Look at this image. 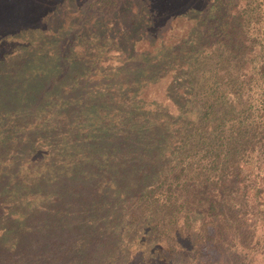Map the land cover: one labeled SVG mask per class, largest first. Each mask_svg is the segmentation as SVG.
I'll return each mask as SVG.
<instances>
[{"label":"trees","instance_id":"obj_1","mask_svg":"<svg viewBox=\"0 0 264 264\" xmlns=\"http://www.w3.org/2000/svg\"><path fill=\"white\" fill-rule=\"evenodd\" d=\"M205 1L163 0L159 5L156 4L157 7L155 6L153 13H160L163 9V11L170 10V14L171 12L185 14L186 10L189 11V7L192 9L194 4V6L197 5L196 10L202 9L205 12L202 20L207 25L211 24L215 29L214 22L206 18L213 5L211 4L210 7L205 8L203 6ZM226 1L228 2L227 7L230 9L234 7L235 9L227 11L228 16L220 22L219 29L215 32V35L218 32L223 34H218L216 37H219L220 43H224L225 46L217 45L213 49L209 43L210 37L207 39L204 37L200 42L197 41L192 44L193 39L191 38H187V40L184 37L169 39L168 33H162V35L156 33V36H151H155L153 44H166L165 46L171 48L168 53L154 57L159 62V66L162 63H171L168 67H163L157 73L156 78L148 81L146 79L137 89L142 91L146 82L152 84L158 80V82L161 81V84L167 86L168 82L172 81L174 88L182 89L184 93L182 90H179V92L188 96H184L185 102L191 96L198 94L203 96L201 99L198 98V102L191 97L189 103L185 105V108L188 107L185 110L188 112L187 118L183 120V124L187 125L185 133L176 138H169L170 142L166 141L167 134L157 133L156 130L163 128V126L162 123L155 120L154 114L151 116L149 114H147L148 116L139 115L136 120L122 126H119L121 123L118 124L119 120L116 121V119L113 125H110L107 121H102L104 127L100 129L105 128L108 131H103L100 141L97 139L91 141L93 135L86 133L87 125L85 121L87 123H92V121H87L85 114L82 113L81 119H76L75 114H68V117H56L57 113H61L58 112L61 104L56 106L55 98L53 101L50 98L39 97L38 103H47L49 110L33 119L32 116H35V114L29 111L30 107L28 103L26 105L25 103L30 96L35 99L41 82L47 76L45 70L41 67L51 69L55 66L60 68L61 59L69 63L71 58L65 51H61L59 43L55 39L50 41L48 52L41 51L42 57H39L40 54L32 56L35 59L29 64L28 61L25 62L26 53L13 54L11 51L4 50L2 43L7 40L10 30L6 29L1 34L3 38H0V177L3 179L4 175L7 174L5 181H2L0 185V218L5 219L0 220V232L5 234L0 235L1 237L8 238L12 236L11 241H16L20 238L22 240L27 235V237L33 236L32 232L31 234L26 233L30 229L29 218L35 216L36 213H42V216L47 217L52 216L53 213L56 215L55 217H63L62 219L74 217V227H68L70 233H66L65 236L75 241L76 245L74 247L76 249L86 251L90 246L96 247L92 245V243H95L98 247H102V251L106 252L107 255H116L124 251L116 246L117 241H125L126 244L129 239H136L133 235H137L139 231L137 225L142 223L141 219L144 218L145 211H151L150 224L167 233L166 228L170 224L167 219L170 221V215L173 216L174 212L182 209L192 210V207L195 206L194 202L187 203V207L185 197L188 195L189 184L193 185L195 183L194 173L198 169L195 165L206 157L208 159L204 163V194L202 197H197V201L204 200L206 202V210L216 213L218 210L221 211L219 209L220 203H226L233 214H236L233 216L232 223L235 222L240 225H243L246 220L244 217L246 213H242L245 212V206L247 209L248 203L255 201L261 212H264V180L261 186L254 190L253 195H250L251 198L248 199L243 192V186L247 182L241 181L246 178L247 173L238 164V160H245L251 153H255L259 155L264 167V34L256 33L253 36L254 38H248L252 34L249 28L251 14L242 9L241 6L247 7L250 0ZM260 3H263V12L257 11L254 14L259 16H255V19H259L262 28L264 27V0H261ZM18 6L19 3L16 2L9 3L7 6L0 5V8H3L0 9V15L4 17L6 26L11 25V22H15L10 17L13 18L12 15L15 12H20ZM163 11L157 15L150 14L151 17L144 20L142 28L145 25L146 28L141 31L143 34L141 39L146 38L149 34V31L146 30L148 24L153 25L155 23L154 19L158 20L157 17L162 16ZM34 14H37L34 9L23 12L19 20L35 21L38 17H35ZM19 20L21 26L23 22ZM112 28L115 30L114 26L108 22L106 26L107 33ZM171 28L172 25L167 23L166 32H170ZM194 28L195 25L193 26L192 23L185 36L188 37ZM48 31H50L49 28ZM228 31L233 33L232 35L237 34L240 37L239 41L234 42L235 47L233 49L227 48V39L231 37H229ZM242 31L245 33L241 34ZM197 34L199 33L197 32ZM120 37L121 34L118 33L116 38ZM113 40L115 39H112V43L116 45L114 48L117 50L121 46H118V43ZM179 44L185 45V59H181L178 56V51L173 50ZM30 46L26 47L25 50H30ZM151 48L152 45L148 47V49ZM150 53L158 54V51L148 50V54ZM71 57L73 58L71 66L79 63L77 56ZM248 59L250 62L254 61L253 65L248 66L250 64ZM202 60L209 64L206 66V70H211L213 77L208 84L197 89L196 78L198 75L202 76L205 71L203 69L199 70L198 64ZM27 66L31 67L26 69ZM182 66L185 73L184 80L173 82L178 77V72H175V69L180 71ZM152 70L153 67L147 63L140 67V72L148 75ZM138 71L137 69L134 72ZM251 81H255L258 88V94L254 101L248 99L246 93L242 94V88L249 86L248 83ZM200 82H202L201 79L198 83ZM39 83L40 85H38ZM141 91H139L140 94ZM238 95H242L240 100L236 98ZM147 100L149 101L147 104L150 105L158 99L154 97L152 101L149 98ZM165 101L168 102V105L164 103L163 106L166 112L170 111L168 108H171V110L178 109L179 106L177 105L181 102L180 99L175 100L169 94H166L162 103ZM141 105L143 106L141 109L145 110L146 106L142 102ZM63 106L68 107L66 104ZM158 118L163 120L162 117ZM163 123L172 126L169 120ZM45 125L52 126L51 129L55 131V135L47 138L55 140L56 151L60 148L59 153L64 152L70 155L77 149V152H74L73 157H71L73 163L65 168L67 175L64 180H67L66 186H68L69 181L70 184L66 190L60 193L59 191L50 193L44 171L42 169L38 170L40 166L46 168L45 166L50 165L49 163L56 165L60 160L57 159L59 157L57 152L49 154L47 152L49 149L41 148L42 135H45L46 132V129H43ZM60 127L65 129L61 131ZM57 130H59L58 133H56ZM61 142H64V144ZM85 142L88 143L85 145ZM166 142H169L171 146L173 145L170 148L169 156L172 153L173 155L164 159L162 158L164 153L162 150L158 152V149L163 147ZM139 144H141V147ZM80 147L85 149L86 159V168H83L82 172L76 170ZM220 147L222 148L221 152ZM108 150L114 151V158L99 156L105 154ZM236 153L238 154L236 155ZM136 164L140 165L141 174L134 179L131 173L132 170H135L133 166L136 167ZM114 166H117V168L115 169ZM12 167L20 170L21 173L19 172L15 176V172L10 171ZM30 168L33 169L34 174L31 173ZM103 172L105 174L102 177ZM109 172L113 175L110 176ZM120 172L125 174V177L116 184L113 177L119 176ZM96 175L97 177H95ZM92 177H94V184L91 190L89 193L81 195L84 190L76 185L78 182L79 184H89L93 180ZM139 184H143L145 190H140ZM233 185L235 187L232 188ZM241 185L242 188H240ZM213 190L216 194L212 193L211 196H219L218 204H216V200H207V193ZM78 195H81L80 200L79 198L75 199ZM126 195L131 200L134 199L131 204L126 205L125 200L128 198ZM136 200L141 201L138 204L139 211L137 212L131 209L132 207L129 208L130 205L133 206V204L138 203ZM116 205L120 207L118 208ZM135 222L136 228L134 226ZM49 225H44L43 232L47 233H43V236L54 240L50 254L55 255L57 251L64 247L61 244L64 235L54 233V227ZM141 225L146 227L145 222ZM60 226L64 227L62 224ZM64 230L62 234H65ZM73 232H75V236H73ZM140 235L143 234L139 233L137 238ZM253 237V235H250L248 240ZM135 239L134 241H136ZM149 239L148 243H138L146 244V252H152L153 257H156L159 253L165 254L167 241L162 240L161 236ZM67 248L69 251L71 250L69 246ZM133 252L136 256L140 255L138 250ZM63 253L60 251L59 256H56L62 257ZM87 254H90V252L86 251L85 255ZM85 258L86 256H82L79 262L85 264L88 261ZM260 262L264 264V256Z\"/></svg>","mask_w":264,"mask_h":264},{"label":"rangeland","instance_id":"obj_2","mask_svg":"<svg viewBox=\"0 0 264 264\" xmlns=\"http://www.w3.org/2000/svg\"><path fill=\"white\" fill-rule=\"evenodd\" d=\"M13 2L19 3L18 8L20 12H15L12 15L13 18L10 17L12 21L15 20V22L10 23L12 26H6L4 17L0 15V38H3L1 34L6 29L10 30V34L6 38L7 40L2 41L5 51H11L13 54L26 53L25 62L28 61L30 64L35 59L32 56L39 55L43 50L48 52L50 41L56 39L61 51H65L71 58L69 63L61 59L59 63L60 68L54 66L50 69L37 65L45 70L47 76L41 82L35 99L30 96L25 103V105L28 103L30 107L29 111L35 114L32 118H38V116L49 110L47 103H38L39 97L50 98L53 101L55 98V105L58 106L61 104L58 110L61 113H57L56 117H68V114H75L76 119H81L83 113L86 115L85 119L87 121H92V123H87L84 119L87 125L86 133L93 135L91 141L95 139L100 141L103 131H108L105 128L100 129L104 127L101 123L102 121H107L110 125H113L116 119V121L119 120L118 124L121 123L119 126H122L136 120L137 116L142 114L145 116H148L147 114L149 116L152 114L155 115V120L162 123L161 125L163 126V128H159L156 131L162 135L167 134L166 141H169V138L184 135L187 125L183 124V120L187 118L188 114L185 111L188 107L185 108V105L189 103L188 101L191 100V97L198 102V98L201 99L203 97L202 95L191 96L185 102V97L188 96L179 92L182 89L178 90L174 88L172 81H169L167 86L161 84V81L158 82V80L152 84L146 82L142 91L141 89H137L146 79L148 81L149 79L156 78L157 73L163 67H168L171 63L166 62L159 66V62L154 57L168 53L171 48L165 46L166 44H153V38L156 36V33L158 35L168 33L169 39L184 37L187 40V38H191L193 39L192 44H195L197 41L200 42L204 37L206 39L210 37L209 43L213 49L217 45L225 46L224 43H220V38L216 37L218 34H223L218 32L215 35V32L218 31L220 22L228 16L227 11H233L235 9L234 7L232 9L227 7L228 2L226 0H206L203 5L205 8L210 7L211 4L213 5L206 18L214 22L215 29L211 24L207 25L202 20L205 12L202 9L196 10L197 5L194 6L193 4L192 9L189 7V11L186 10L185 14H182V12H171L170 14V10L163 11L162 9L163 15H159L160 17H157L158 20L154 19L155 23L153 25L148 24L146 30L149 31V34L146 38L143 37L141 39L143 35L141 31L146 28V25L142 28L144 20L150 18V14L157 15L162 13V11L160 13H153V11L155 6L157 7L156 4L159 5L163 0H0V5L7 6ZM260 2L261 0H250L247 3V7L241 6L242 9L247 10L251 14L249 28L252 34L248 38H252L256 33L264 34V27L261 28V22L258 21L259 19H255L256 14H254L257 11L263 12V3ZM0 9L3 8L1 7ZM31 9L37 12V14H34L35 17H38L35 21L19 20L23 12H29ZM18 20L23 22L21 26ZM108 22L114 26L115 30L113 28L109 29L107 33L106 26ZM167 23L172 25L170 32H166ZM192 23L193 26L195 25V28L194 30L192 29L193 32L187 37L185 36L187 29H190ZM48 28L50 31H48ZM118 33L121 34V37L117 39L116 35ZM228 33L229 37H231L227 39V48L233 49L235 47L234 42L239 41L240 37L237 34V36L232 35L233 33L230 31ZM242 33L245 32L242 31ZM152 35L155 36L151 37ZM112 39H115L113 41L118 43V46H121L117 50L114 48L116 45L112 43ZM251 41L254 42L253 40ZM150 45H152V48L148 49ZM28 46L31 49L26 51L25 48ZM184 47L185 45L179 44L173 49L178 51V56L181 59L186 58V49ZM148 50L158 51V54H148ZM42 56L43 54H40L39 57ZM71 56H77L79 63L71 66V61H73ZM248 62H250L249 59ZM144 63L153 67L150 75L140 72V67ZM253 63L254 61L250 62L248 66L253 65ZM208 65L203 60L198 64L199 70L203 69L205 71L202 76L198 75L196 78L197 89L202 85L208 84L213 77L211 70H206V66ZM28 67L31 66H27L26 69ZM181 68L180 71H176L175 69V72H178V77L173 82H181L184 80L185 73L183 66ZM137 69L139 71L134 72ZM200 79L202 82L198 83ZM248 84L249 86L242 88V94L246 93L248 99L250 98L251 101H254L258 94L256 82L251 81ZM43 91L45 92L43 93ZM139 91L142 93L140 94ZM166 94L171 95L175 100L180 99L181 102L177 105L179 106L178 109L174 108L171 110V108L167 107L170 111H165V107L163 106L164 103L168 105V102L165 101L162 103V100ZM241 96L238 95L236 97L237 100H240ZM154 97L158 100H154V103H151L152 105H148L147 103L149 101L147 98L152 101ZM141 102L146 106L145 110L141 109L143 107ZM64 104L68 105V107L65 108L63 106ZM52 112L55 113L53 110ZM158 117H162L163 120ZM168 120L172 126L163 123ZM51 127L45 125L43 128L46 129V132L45 135H42L41 148L49 149L47 151L49 154H55L57 152L59 155L57 159L60 160H58L56 165L49 163L50 165L45 166L46 168L40 166L38 170L42 169L44 171L50 193L53 191H59L60 193L66 190L70 184L69 181L68 186H66L67 180H64L67 175L65 168L67 165L70 166L73 163L71 157H73L74 152H77V149L70 155L64 152L59 153L60 148L56 151L55 140H49L47 138L48 136L55 135V131ZM59 129L63 131L65 128L60 127ZM58 132L59 130L56 131V133ZM169 142L163 144V147L159 149L157 146L158 152L162 150L164 153V156H162L164 159L165 157L169 158L173 155L172 153L169 156L170 148L173 146ZM61 143L64 144V142ZM86 143L88 142H85V145ZM139 145L141 147V144ZM219 149L221 152L222 148L220 147ZM84 151L85 149L80 147L77 155L78 162L76 163V170L80 172L83 171V168H86ZM209 154L212 155L211 153ZM218 154L220 153L218 152ZM113 155L114 151L108 150L105 154H100L99 156L112 159L114 158ZM207 159L206 157L203 161H199V164L195 165L198 167L196 173H194L195 183L193 185L189 184L188 195L185 197L186 204L193 201L195 206L190 211L182 209L174 212L173 216L170 215V221L167 219L168 223H170V226L168 225V228H166L167 233L150 224L151 211L148 210L145 211L146 214L141 219V224L145 222L146 227H142L141 224L137 225L139 230L137 235L139 233L143 235H140L139 238H137V235H133L136 239H129L130 244L129 241L126 244L125 241H117L115 243L118 248L124 250L123 252L117 253L116 255H107L106 252L102 251V247H98L95 243H92L96 247H88L86 251H89L90 254L85 255L86 251L84 249H76L74 247L76 245L75 241L65 236L66 233H70L68 227H74V217L62 219L63 217H55L56 215L53 213L50 217L42 216V213H36L35 216L29 218L30 229L29 232H26L27 234H31L32 232L33 236L27 237V235L22 240L20 238L16 241H11L12 236L8 238L0 236V264H84V262H79L82 256H86L85 259L88 260L85 264H261L260 260L264 256V212H261L255 201L248 203L247 209L245 206V212L242 214L246 213L244 217L247 221L244 218L245 222L243 225L236 224L235 222L232 223L233 216L236 214H233L228 204H222L219 201V209L221 211L218 210L215 213L206 210V202L204 200L197 201V197H202L204 194V163H206ZM238 164L247 173L246 178L241 181L247 182V184L244 183L243 192L244 196L249 199L250 195H253L254 190L260 187L264 180V167L259 155L255 153H251L245 160H238ZM114 167L115 169L117 168V166ZM133 168L135 170H132L131 174L135 179L141 174L140 165L136 164V167L133 166ZM10 171H14L15 176L20 172V170L14 167ZM30 171L34 174L33 169L30 168ZM104 174L105 172L101 174L102 177ZM111 175L113 174L110 173ZM6 176L7 174L4 175L3 179L0 177V185L2 181H5ZM124 177L125 174L120 172L119 176L113 178H115L114 181L117 184ZM92 179V182L89 184H79L78 182L76 186H80L84 190L81 195L89 193L94 184V177ZM139 185L140 190H145L143 184ZM231 187L233 188L235 186L233 185ZM240 188H242V185ZM205 189L207 190V188ZM212 193L216 194L214 190L208 192L207 200H216L215 202L218 204L219 196L213 197L211 196ZM81 195H78L75 199L77 200ZM125 201L126 205H128L134 199L131 200L128 196ZM136 202L138 203L133 204V206L130 205L129 208L132 207L131 209L137 212L139 211L138 204L141 201L136 200ZM116 207L119 208L120 206L116 205ZM185 211L189 212L187 213ZM0 220L3 221L5 219L0 218ZM47 224L54 227V233L64 235L61 239V244L64 247L57 251L55 255L50 254L51 249H53L52 245L54 240L43 236V233H47L43 232V227ZM61 224L64 227H61ZM134 226L136 228V222ZM63 230L65 234H62ZM0 235L5 234L0 232ZM250 235L254 237L248 240ZM73 236H75V232H73ZM159 236H161L162 240L167 241L165 254L159 253V255L153 257L152 252H146V244L138 243H148L150 241L149 238ZM68 246L71 249L70 251L67 248ZM134 250H138L140 255L136 256L133 252ZM60 251L64 252L62 257H58Z\"/></svg>","mask_w":264,"mask_h":264}]
</instances>
